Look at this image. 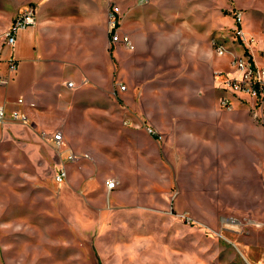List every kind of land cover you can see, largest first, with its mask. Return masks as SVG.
Instances as JSON below:
<instances>
[{"label":"crops","instance_id":"1","mask_svg":"<svg viewBox=\"0 0 264 264\" xmlns=\"http://www.w3.org/2000/svg\"><path fill=\"white\" fill-rule=\"evenodd\" d=\"M0 1L4 5L0 33L28 4L36 9V23L20 30L11 48H0V75L6 74L0 79H7L0 84V105L9 112L22 98L18 109L26 116L25 123L0 126V198H10L8 141L17 139L20 153L36 159L41 168L47 163L39 146L40 141L47 143L41 131L62 135L56 151L60 160L54 164L57 170L65 168L66 180L58 184V198H100L103 181L86 177L83 171L95 147L80 148L74 142L86 137L84 124L103 137L129 140V170L147 162L141 138L161 154H177L178 170L197 164L198 156L209 162L204 156H217L219 146L229 148L227 140L236 149L233 161L245 162L243 102L249 103L256 121L254 107L251 100L225 91L224 81L237 76L229 64L242 56L243 47L230 40L219 22L218 0ZM112 5L121 12L118 34L129 37L132 49L110 43L106 16ZM242 28L250 33L243 20ZM253 37L260 42L264 32ZM212 42L222 44L224 56L216 55ZM251 51L256 65L263 66L264 56L258 59ZM10 57L17 69L8 77ZM67 82L73 86L68 88ZM116 83L125 85L118 96L113 95ZM223 98L231 109L221 106ZM144 126L155 130L161 141L148 135ZM69 152L79 158L66 161ZM76 165L82 178L75 174ZM235 174L242 175L239 170ZM66 186L73 195L64 194ZM108 192L115 198L112 190ZM249 249L257 251V259ZM229 255L232 264L238 258L264 264V222L257 243H244Z\"/></svg>","mask_w":264,"mask_h":264},{"label":"rangeland","instance_id":"2","mask_svg":"<svg viewBox=\"0 0 264 264\" xmlns=\"http://www.w3.org/2000/svg\"><path fill=\"white\" fill-rule=\"evenodd\" d=\"M218 6L232 42H237L236 9L243 13L247 36L263 34L264 0H218ZM3 9L0 1V14ZM253 38L251 49L259 59L261 41ZM243 104L245 162L239 163L227 140L229 148L219 146L217 156H204L209 162L198 156L197 164L178 170L177 154H161L141 138L147 162L129 170V140L103 137L84 124L86 137L74 142L95 149L83 171L103 186L115 179V198L105 186L100 198H58L56 150L39 142L47 155L39 168L36 159L20 153L17 139H10V198H0V264H232L231 250L257 243L264 222V126L253 119L249 103ZM83 171L76 165L79 178ZM64 194L73 190L66 186ZM249 252L257 259L256 250ZM236 264L259 263L238 258Z\"/></svg>","mask_w":264,"mask_h":264},{"label":"built area","instance_id":"3","mask_svg":"<svg viewBox=\"0 0 264 264\" xmlns=\"http://www.w3.org/2000/svg\"><path fill=\"white\" fill-rule=\"evenodd\" d=\"M242 12L236 9L233 12V35L237 43L243 46V54L241 57H234L231 62V68L237 72V76L224 81L225 90L229 91L232 96L238 94L246 95L250 100H254V118L257 123L264 126V66H258L253 60L251 46L254 43V38L247 36L242 28ZM121 19V12L118 6L112 5L107 12V30L110 34L111 44H123L128 49H132L133 46L127 35L118 34V26ZM36 23V9L32 4H28L19 12L16 17L11 21L9 27L0 33V48L9 47L14 45L17 33L27 27L33 26ZM212 46L217 56H224L226 49L221 43L212 42ZM261 55L264 56V38L260 42ZM17 69V62L12 57L7 60L8 77H11ZM7 79H0V84H4ZM66 86L71 88L72 82H67ZM125 91V85L116 83V89L113 91L114 96H118L119 93ZM23 103L22 98H18L15 102L16 108L7 112L3 105H0V126L7 124L8 122H26V116L19 111L18 107ZM221 106L227 110L231 109V104L227 99L221 100ZM144 130L148 135L156 137L157 141H161V136L158 135L151 127L144 126ZM40 137L51 145L56 151H59L62 145V135L60 131H56L52 134L41 131ZM79 157L72 152H69L66 161H75ZM86 159L87 156H82ZM54 181L57 184H61L66 180V171L64 167L59 168L54 174ZM118 185L115 179H107L104 181L106 190H114Z\"/></svg>","mask_w":264,"mask_h":264},{"label":"bare ground","instance_id":"4","mask_svg":"<svg viewBox=\"0 0 264 264\" xmlns=\"http://www.w3.org/2000/svg\"><path fill=\"white\" fill-rule=\"evenodd\" d=\"M243 17V16H242Z\"/></svg>","mask_w":264,"mask_h":264}]
</instances>
